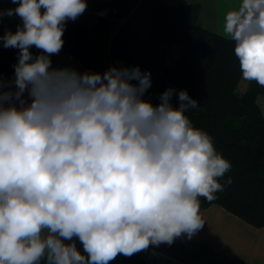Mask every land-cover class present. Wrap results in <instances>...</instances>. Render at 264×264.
<instances>
[{"label":"clouds","instance_id":"obj_1","mask_svg":"<svg viewBox=\"0 0 264 264\" xmlns=\"http://www.w3.org/2000/svg\"><path fill=\"white\" fill-rule=\"evenodd\" d=\"M11 3L0 21L22 23L0 35L19 50L13 78L0 76V264H110L192 239L200 198L232 183H220L230 161L186 115L198 101L169 87L153 104L139 66L53 67L87 0ZM227 31L242 78L264 87V0H243Z\"/></svg>","mask_w":264,"mask_h":264},{"label":"trees","instance_id":"obj_2","mask_svg":"<svg viewBox=\"0 0 264 264\" xmlns=\"http://www.w3.org/2000/svg\"><path fill=\"white\" fill-rule=\"evenodd\" d=\"M103 8L106 15L122 20L111 40V66L150 71L152 86L145 96L155 104L169 87L186 90L199 105L186 115L213 138L217 151L231 163L220 183L228 177L232 183L215 193L211 202L200 198V208L217 204L255 227H264V112L258 103L264 87L249 81L246 90L239 91L242 73L231 36L199 25L201 6L197 3L103 0ZM21 23L3 18L0 35L15 32ZM63 40V50L88 71L100 72L105 67L102 51L86 43L79 18L67 22ZM163 42L181 44L182 51L174 65L159 68L154 57ZM18 51L0 43V76L13 77ZM30 51L39 54L34 47ZM51 60L57 68L53 56ZM173 103H177L175 95ZM198 247L210 264H247L221 256L206 244ZM121 258L124 264H148L143 251Z\"/></svg>","mask_w":264,"mask_h":264},{"label":"crops","instance_id":"obj_3","mask_svg":"<svg viewBox=\"0 0 264 264\" xmlns=\"http://www.w3.org/2000/svg\"><path fill=\"white\" fill-rule=\"evenodd\" d=\"M87 3V10L79 19L84 26L86 43L102 51L105 67L100 73H103L111 66V40L122 20L105 14L103 0H87ZM164 3L168 5L200 4L198 24L223 36L230 35L227 26L240 15L243 6V0H164ZM15 7L16 5L12 4L11 0H0V9ZM4 18L21 21L18 16H5ZM168 43L170 42L161 43L154 57L155 64L159 68L171 65L168 64L171 49ZM53 57L57 68L73 67L80 72L88 71L79 60L67 54L63 49ZM161 57L163 58L162 64H159L158 59ZM3 78L11 80L13 77ZM145 98L155 104L152 98L146 96ZM200 215L204 226L192 239L189 240L182 236L177 238L171 246L162 244L158 248L150 247L147 251H143L148 264H210L199 247H192V245L200 244L210 246L219 255L229 259L243 261L247 264H264V227H255L217 204L200 208ZM178 241L187 243L188 247L179 246ZM110 264H124L121 255Z\"/></svg>","mask_w":264,"mask_h":264},{"label":"rangeland","instance_id":"obj_4","mask_svg":"<svg viewBox=\"0 0 264 264\" xmlns=\"http://www.w3.org/2000/svg\"><path fill=\"white\" fill-rule=\"evenodd\" d=\"M168 44H170L171 45V49H170V51H169V56H168V61H169V63L168 64H171V65H174L175 64V62H176V60H177V58H178V56H179V54H180V52H181V50H182V45L181 44H177V43H168ZM163 52H161V54H162ZM165 59V58H164ZM162 60H163V58L161 57V58H159L158 59V61H159V64H162L161 62H162ZM248 84H249V81H246V80H244L243 78H242V81H241V83H240V85H239V91L240 92H243V91H245L246 90V88L248 87ZM258 103L260 104V106H261V108H262V110H263V112H264V95H262V94H260L259 96H258ZM187 242V241H186ZM178 243H179V246H181V247H185L186 248V246H187V243H184L183 241H178ZM182 243H183V245H182ZM189 243V242H188ZM76 244H77V247L78 248H81L82 249V246L79 244V241H76ZM190 246H191V244H190ZM199 245H192V247H198ZM188 247V246H187ZM190 251H192V252H194V250L193 249H190Z\"/></svg>","mask_w":264,"mask_h":264}]
</instances>
